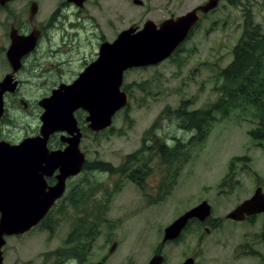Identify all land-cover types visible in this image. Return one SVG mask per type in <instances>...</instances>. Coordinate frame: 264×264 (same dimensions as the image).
Instances as JSON below:
<instances>
[{
    "label": "rangeland",
    "instance_id": "1",
    "mask_svg": "<svg viewBox=\"0 0 264 264\" xmlns=\"http://www.w3.org/2000/svg\"><path fill=\"white\" fill-rule=\"evenodd\" d=\"M58 1L62 0L40 1L42 19L48 18ZM141 1L142 7L133 4V0H90L85 4L93 21L88 20L87 26L82 27L76 16L80 58L62 67L66 70L62 78L71 82L97 58L99 39L112 42L133 25L142 28L147 20L157 23L178 18L209 0ZM246 11L251 12L253 21L262 26L264 33V0H223L193 27L169 59L156 66L125 72L122 88H127L129 104L113 117L111 127L92 132L85 122L86 140L80 149L86 153V168L92 178L91 197L102 199L106 195L110 201L90 254L87 256L85 250L77 252L79 262L148 264L162 250L163 264H182L191 256L198 264H264V214L258 215L252 225L229 224L225 218L258 187L264 190V141L255 142L250 136L257 127L252 111L236 110L224 119L218 116L205 142L192 152V158L186 162L181 159L175 167L165 164L156 148L151 156L146 153L148 161L140 160L129 166L143 169L140 184L126 175L113 177L110 172L92 167L94 161L118 167L127 155L138 152L143 143L150 147L165 141L172 146L175 141L186 143L192 138L194 133L180 129V122L171 112L184 100L192 103L189 111L208 109L218 100L217 76L220 69L233 61ZM7 29L0 24L1 31ZM30 83L35 89L34 84L39 81ZM87 116L85 113V119ZM19 121L37 127L38 116H23ZM19 134L20 131H15L14 135ZM229 178L232 180L224 183ZM203 201L212 207L211 220H217L220 229L207 235L203 226H189L177 242L163 244L166 226ZM61 208L62 203L52 210L43 227L7 238L4 264H56L52 253L59 248L62 252L72 249L76 255L73 246L64 245L74 221L81 216ZM223 232L229 237L223 239ZM113 243L117 247L111 253ZM243 243L254 245L261 256L232 254V248Z\"/></svg>",
    "mask_w": 264,
    "mask_h": 264
},
{
    "label": "water",
    "instance_id": "2",
    "mask_svg": "<svg viewBox=\"0 0 264 264\" xmlns=\"http://www.w3.org/2000/svg\"><path fill=\"white\" fill-rule=\"evenodd\" d=\"M9 1L0 0V5ZM84 1L79 0V4ZM221 1L209 0L181 17H172L160 24L147 20L143 28L133 25L122 31L115 41L102 43L97 60L88 64L76 81L71 85H62L50 98L41 102L44 113L40 135L25 139L18 146L0 145V264H3L5 236L24 234L39 224L63 195L66 179L77 175L85 163V154L79 150L81 133L73 113L79 109L88 113L86 122L93 132L111 127L113 117L129 103L127 93L121 88L124 72L159 65L170 58L198 23V12L207 14L215 10ZM133 4L144 6L141 0H133ZM32 9L35 11V5ZM13 40L24 39L13 37ZM26 41H31L29 48L32 49L36 38L29 37ZM10 80L8 77L0 84V119L4 114L3 92L13 89ZM61 132L70 135L66 139L67 147L47 151L48 138ZM56 169L60 170L58 184L46 191L43 175L52 174ZM200 204L165 228L164 243L177 239L191 218L201 220L209 217L212 210L210 204L206 201ZM261 212H264V190L259 187L227 215L234 221H244L246 217ZM113 244L111 253L117 247L116 243ZM163 261L161 255H155L149 264H162ZM193 262L191 258L185 264Z\"/></svg>",
    "mask_w": 264,
    "mask_h": 264
},
{
    "label": "flooded vegetation",
    "instance_id": "3",
    "mask_svg": "<svg viewBox=\"0 0 264 264\" xmlns=\"http://www.w3.org/2000/svg\"><path fill=\"white\" fill-rule=\"evenodd\" d=\"M40 1L42 2V0ZM40 1L30 0V2L28 3H21V0H11L4 5H0L1 28L3 26L8 28L6 31L0 30V84L3 83L6 78L10 77L11 86L13 88L12 90L4 91L2 96L4 114L0 119V145L4 143L10 146H18L25 139L39 136L42 127L41 117L44 113L41 102H43V100L47 98H50L53 95L54 91L59 90L62 85H71L78 79L77 77H79L81 74L80 71L71 82H67L66 79L62 78V76L66 74V70L62 69V67L67 64L71 65L72 63H75L77 57L80 58L77 18L79 19V21H81L82 27L87 26L88 20L93 21V19L88 16V10L85 6V4H89L90 0H85L82 5L79 4V0L58 1L55 6L56 8L45 20L42 19L43 16H40ZM33 5H35V11H33L32 9ZM204 17L205 14L203 15L200 13V21H202ZM163 21L165 20H161L158 23H161ZM200 21L198 22V24L200 23ZM13 37L24 40L16 41L13 40ZM29 37L36 38V42L34 43L33 48L31 47L32 49L29 48V44L31 43V41H26V39ZM98 41L99 47L102 43L107 42L102 41V39H99ZM67 54L70 56V58H68ZM47 63H49L48 66ZM33 80L39 81L38 85L34 84V86L36 87L35 89L30 83ZM73 114L77 120L76 126L81 133V142L79 146L81 148L82 141L86 140L85 113L83 109H79ZM35 115L38 116L37 127L31 124H22L19 121L23 116L29 118V116L33 117ZM15 131H20V134L14 135ZM68 137H70V135L66 132L52 134L47 141V151L53 152L64 150L67 147L66 139ZM80 148L79 150H81L85 154V163L82 169L79 173H77V175L70 176L66 179L64 185L65 191L63 195L59 197V199L54 203L47 215L35 227H43L46 224L49 216L52 214V210H54L57 205L60 206L62 203V208H67L71 206V202H75L74 197L76 193L81 192L82 190L91 191L90 180L92 178H90L89 168H86V166L88 165V161H86V153ZM59 173L60 170L56 169L52 174L50 173L49 175H43V180L47 187L46 191H49L51 187L58 184L57 177ZM116 176L118 175H115L113 177ZM227 214L225 218L226 222L229 224L242 223L252 225L257 221L256 217L258 215L264 214V212L256 215H250L249 217H246L244 221H234L232 219H229ZM181 215H179L177 219ZM211 215L212 210L209 217H206L205 219L200 220L198 217L191 218L187 225L183 228V231L178 236V238L171 241L168 240L166 241V243L177 242L178 239L186 231L189 230V226H198L199 228H202L203 226L207 235H211V233L220 229L218 221L211 220ZM89 229L90 228L87 227L85 232L86 238L89 241L87 245L90 244L91 238L95 236V234L90 233L91 231ZM20 235L23 234L5 236V246L7 245V238L16 236L18 237ZM222 237L223 239H226L229 236L226 232H223ZM166 243L163 242V244ZM4 247L2 248L3 264L5 261L3 252ZM92 247L91 245H89L86 251L87 256L90 254ZM231 251L232 254L237 253V255L242 254L257 258L261 256V253L256 250L254 248V245H251V243L240 244L238 247H233ZM162 253V250H160L157 251L155 255H161L164 258V263L165 257ZM52 255V257L56 261V264H84L78 261V258L75 257L76 255L72 251V249L68 250V252H62L59 248L54 251ZM191 258L193 259L194 264H198L195 257L193 256L185 259L182 264H185V262Z\"/></svg>",
    "mask_w": 264,
    "mask_h": 264
},
{
    "label": "trees",
    "instance_id": "4",
    "mask_svg": "<svg viewBox=\"0 0 264 264\" xmlns=\"http://www.w3.org/2000/svg\"><path fill=\"white\" fill-rule=\"evenodd\" d=\"M241 35V39L233 50V61L226 68L219 70L217 76L219 85L216 87L218 100L211 103L208 109H197L196 111H189L188 107L192 103L184 100L177 109L171 112L174 118L180 122V129L194 133L191 139L186 143L180 140L175 141L172 146L166 145L165 141L150 147L143 143L138 152L127 155L126 161L118 167L114 168L111 164L101 161L92 162V167L97 171L110 172L112 175H126L127 179L140 184L143 178V169H129L130 165L138 163L140 160L148 161L146 153L151 156L155 148L157 149L156 154L165 164L175 167L181 162V159L186 162L192 158L195 148L205 142L213 124L218 121V116L223 119L228 118L236 110L252 111V116L257 120V127L250 132V136L255 142L264 141V33L262 26L253 21L249 11H246L244 16V29ZM145 139L146 137L144 141ZM230 178L224 179V183L232 180ZM92 192L93 189L76 193L75 202H71V206L67 207V210H72L74 215L76 212L81 216L74 221V227L64 245L74 247L76 258H79L77 252L80 250L86 252L89 245L93 246L100 233L99 228L105 222L103 215L107 211L110 199L106 195L102 199H92ZM61 209L60 213L63 214ZM87 227L91 228L90 233L95 234L89 245H87L88 240L84 233ZM65 251L68 250L65 249ZM80 262L83 263V260Z\"/></svg>",
    "mask_w": 264,
    "mask_h": 264
},
{
    "label": "bare ground",
    "instance_id": "5",
    "mask_svg": "<svg viewBox=\"0 0 264 264\" xmlns=\"http://www.w3.org/2000/svg\"><path fill=\"white\" fill-rule=\"evenodd\" d=\"M90 229H91V228H90ZM90 229H89V230H90ZM84 235H85V234H84ZM93 237H94V236H93ZM80 238H81V237H80Z\"/></svg>",
    "mask_w": 264,
    "mask_h": 264
}]
</instances>
